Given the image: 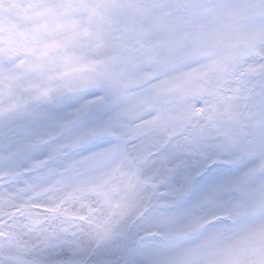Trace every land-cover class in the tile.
Returning a JSON list of instances; mask_svg holds the SVG:
<instances>
[{
  "label": "snow or ice",
  "instance_id": "obj_1",
  "mask_svg": "<svg viewBox=\"0 0 264 264\" xmlns=\"http://www.w3.org/2000/svg\"><path fill=\"white\" fill-rule=\"evenodd\" d=\"M0 264H264V0H0Z\"/></svg>",
  "mask_w": 264,
  "mask_h": 264
}]
</instances>
